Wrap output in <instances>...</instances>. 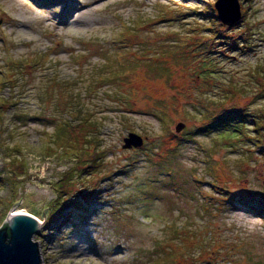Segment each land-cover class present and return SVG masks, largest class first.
Returning <instances> with one entry per match:
<instances>
[{
  "label": "rangeland",
  "instance_id": "obj_1",
  "mask_svg": "<svg viewBox=\"0 0 264 264\" xmlns=\"http://www.w3.org/2000/svg\"><path fill=\"white\" fill-rule=\"evenodd\" d=\"M216 1L0 0V96L19 101L6 100L0 124L1 175L12 179L0 182V228L14 208L43 218L34 239L45 264H149L163 256L160 245L176 249L187 237L229 249L232 264H264V145L253 127L264 117V0H240L243 20L221 21L223 38L209 40ZM208 6L213 18L202 13ZM27 61L21 79L11 68ZM79 100L103 122L98 167L55 141L70 117L63 109ZM204 103L241 110L248 137L229 126L200 130ZM163 108L169 118L153 113ZM80 128L84 141L92 129ZM130 131L144 136L141 148H124ZM10 155L26 161L18 178ZM66 175L74 182L61 203ZM213 180L237 199L211 200ZM89 190L100 199L88 203ZM196 247L173 264L227 257Z\"/></svg>",
  "mask_w": 264,
  "mask_h": 264
},
{
  "label": "trees",
  "instance_id": "obj_2",
  "mask_svg": "<svg viewBox=\"0 0 264 264\" xmlns=\"http://www.w3.org/2000/svg\"><path fill=\"white\" fill-rule=\"evenodd\" d=\"M241 8H243V15L241 16V21L243 20L242 18L244 17L245 15V11L247 10L246 8H244L243 6H241ZM246 9V10H245ZM203 14L206 13V16L207 17H214V14H215V10H213L212 8H210V6L208 7H205L204 8V11H202ZM216 24V26H215ZM225 25L221 22V20L218 18V16H215V21H213V26H210L209 29L213 31V34L211 36H208V39L209 40H212L213 38L216 39V38H223V33L225 30H222L223 27ZM229 26V25H228ZM231 26V25H230ZM127 31V27H125L124 29V33ZM217 33V34H216ZM216 34V35H215ZM213 39V40H214ZM236 42L237 41H234V46L236 45ZM209 53H211V51H209ZM43 57L44 55H40L39 58L43 60ZM150 60L147 61V64L148 65V68H152V64H150L152 59L149 58ZM209 60L205 61L204 64L207 66V62ZM158 63V61H157ZM211 63V61H210ZM138 64V63H137ZM159 64V63H158ZM28 65V61L27 63L25 62L24 64L23 63H16L15 65L12 66L11 68V71L13 72L14 70H18L16 72H18V77L19 78H23L25 75H23V70H20L22 69L23 67L25 68L26 66ZM128 66H131L129 63H127ZM133 67H135V64H133ZM132 67V68H133ZM138 67H140V64H138ZM129 68V67H128ZM113 76L115 75L112 74ZM128 75V73L126 74V76ZM15 76V75H13ZM101 78H103L105 80V77L106 76H100ZM115 77V76H114ZM10 79L13 78L12 76L9 77ZM26 79V78H25ZM116 79V78H115ZM123 79V78H122ZM12 81H16V79H11ZM58 82V81H57ZM3 84H6L3 83ZM17 84L14 83L13 84V87H15V85ZM18 85V84H17ZM24 87V86H23ZM71 97L72 98H75L76 100V97L78 98V96L75 94V93H72L71 94ZM18 98V94H12L10 95L7 99H11V105H16L19 101L17 100ZM3 96H0V124L2 123V121L4 120V115H5V109H4V106H5V103L7 102ZM210 101V100H209ZM80 100L78 102H75L74 104L71 105L70 103V106H68L67 108L63 109L65 112V115L63 116H67V115H70V117L68 118H60L58 120L59 123H58V132L56 133V136H55V141L57 143L61 142L63 143L64 146H66L65 149L69 150V149H73V150H77L80 154H83V155H87V156H90V158L94 161H97V163L93 162V161H89L88 160V164L87 166L88 167H98L101 163L100 161H102V159H104L103 157L101 158V156L104 155V152H106V147L103 146L102 144V125H103V122H102V119H99L97 117H94V114L95 113H92L91 110H85L83 108H86V107H83L81 106V103H79ZM215 102V101H214ZM165 105V103L163 104ZM208 106V104L204 103L203 104V107H206ZM66 107V106H65ZM90 111V112H89ZM166 110L163 108L162 111H154L153 113L158 117V118H161V119H164V117L166 118H169L170 117V113H166L165 112ZM241 111V110H240ZM240 111H236L234 113H230V114H225V113H214L213 111H210V110H205L203 111V117L205 119H208L209 123H207V125H203V127L200 128V130L202 131H209L211 132V129H215V128H218L220 129V127L222 126H229L231 128L232 131H239V133L243 134L244 136L248 137V133L246 132V130L244 129V123H245V120H243L242 118L245 116V114H240V116H238V113H240ZM19 113H17L16 116H18ZM15 116V115H14ZM259 120H264V117H260L258 118L257 120H255L254 122V129H255V138H257V143H261V145L263 144L264 145V125H261V127H257V124H258V121ZM53 121H56V119H54ZM83 127L85 129H89L91 128L92 130L89 131V132H86V134L84 135V138L85 140L83 141L82 138L80 140V138H78V134L79 133H76V131H79L81 128L80 127ZM230 130V131H231ZM250 139H252L253 141H255V139L253 137H251ZM262 151L264 152V146H262ZM82 156V155H81ZM10 161L11 164H13V167L10 168V171L9 172H12V174H16L17 175V178L21 176V174L27 172V165L26 164V161L23 157H18L17 155L16 156H12L10 155ZM6 164V162H5ZM4 169L2 167H0V182H4L6 180H8L10 177L7 176H4V175H1V174H4ZM8 177V178H7ZM62 182L65 184L62 186L63 189V194L58 198V200L62 203V202H65L62 198L65 197V195L67 194V189L68 186L72 185L74 180L72 179V176L70 177V175H66L62 178ZM9 181L11 182L12 179H9ZM17 180L14 179V183L15 184H18V182H16ZM211 182L212 185H214V187L216 188V192L219 193L217 196L214 195H211V200H214L215 202H217L218 200L223 199V201H226V202H234V200H236L237 198V195L234 193L233 195L231 194V192L228 190V188L222 186V184L220 183H217L215 182L214 180L213 181H209ZM222 195V196H220ZM85 198H86V201L88 203H92L95 199H100V192L98 190H89L87 194L84 195ZM217 200V201H216ZM257 202V200H256ZM262 201H260L261 203ZM76 203V201H73L71 203H67L66 206H73V204ZM212 205L213 202H210ZM218 203V202H217ZM258 205V209L257 210H260V213L259 215H264V202H262V204H257ZM82 207H86L87 205L86 204H82L81 205ZM71 212H67L66 215L67 216H64V213L62 214V216H64L65 218H68L69 214ZM7 223H5L3 226H6ZM181 231V230H180ZM178 231V229H175L174 230V233L175 235H182L183 232H180ZM186 234V233H185ZM186 235H189V234H186ZM196 246L199 247V245L203 248V250H205V252H207V250L209 251L210 250V253H211V256H213V254H222V251L224 252V255H227L226 258H224V263L223 264H232V258L231 257H228L231 255V252L229 249H221L222 247H216L215 245L213 246V243L212 241L209 239H207L206 241H200L199 243L196 242ZM195 244L193 243V241L191 240L190 241V238L187 237V242H186V245H183V246H180L176 249H167L163 247V245H160L159 247L162 250L163 252V256H160L159 258H156L154 261L152 262H148L149 264H173L174 262L178 261L177 258H182L184 259L186 254H189V255H194L192 254L195 250H196V246L194 248ZM216 248V249H214ZM188 250L187 253H185V251ZM213 253V254H212ZM210 263L212 264H220V262H215V261H212L210 260L209 261ZM183 264V263H181Z\"/></svg>",
  "mask_w": 264,
  "mask_h": 264
},
{
  "label": "water",
  "instance_id": "obj_3",
  "mask_svg": "<svg viewBox=\"0 0 264 264\" xmlns=\"http://www.w3.org/2000/svg\"><path fill=\"white\" fill-rule=\"evenodd\" d=\"M219 19L227 25L241 20L240 0H218L215 3ZM186 127L183 121L177 122L175 131L179 133ZM145 138L130 131L124 138L123 146L141 148ZM43 218L27 212L9 215L6 226L0 228V264H45L42 259L39 242L34 239L43 224Z\"/></svg>",
  "mask_w": 264,
  "mask_h": 264
},
{
  "label": "bare ground",
  "instance_id": "obj_4",
  "mask_svg": "<svg viewBox=\"0 0 264 264\" xmlns=\"http://www.w3.org/2000/svg\"><path fill=\"white\" fill-rule=\"evenodd\" d=\"M52 1H54V0H48V3L49 2H52ZM96 1V0H95ZM35 2L39 5H42V4H44L45 5V3H47L46 2V0H35ZM50 4V3H49ZM23 23L26 25V23H28V21H26V20H24L23 21ZM22 23V24H23ZM29 24V23H28ZM23 212H25V211H21V210H19V208H14V209H12V214H11V216H13V214H17V213H23Z\"/></svg>",
  "mask_w": 264,
  "mask_h": 264
}]
</instances>
